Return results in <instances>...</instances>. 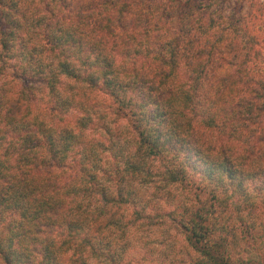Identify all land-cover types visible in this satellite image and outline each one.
Listing matches in <instances>:
<instances>
[{
	"label": "trees",
	"instance_id": "1",
	"mask_svg": "<svg viewBox=\"0 0 264 264\" xmlns=\"http://www.w3.org/2000/svg\"><path fill=\"white\" fill-rule=\"evenodd\" d=\"M212 2L0 0V264H258L264 38Z\"/></svg>",
	"mask_w": 264,
	"mask_h": 264
},
{
	"label": "rangeland",
	"instance_id": "2",
	"mask_svg": "<svg viewBox=\"0 0 264 264\" xmlns=\"http://www.w3.org/2000/svg\"><path fill=\"white\" fill-rule=\"evenodd\" d=\"M212 3L213 9H221L223 13L229 16L239 13L243 20L249 18L247 14L250 13V22L247 23L250 24L253 22L257 25L259 29L254 32L256 37L259 40L264 38V0H214ZM253 50L259 53L261 57L264 56V43L259 42L257 46H254ZM262 222L263 226L256 229V231L253 230L248 237L244 238V241L236 240L237 243L234 246L235 251L239 252L241 257H251L258 264H264V218ZM184 249L188 251L186 247L180 250V242L178 240L174 250L179 254V257L184 255Z\"/></svg>",
	"mask_w": 264,
	"mask_h": 264
}]
</instances>
